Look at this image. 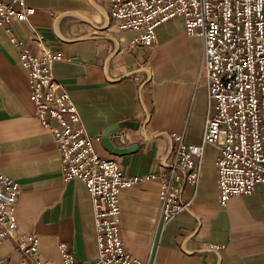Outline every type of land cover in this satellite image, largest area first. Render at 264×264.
<instances>
[{
	"label": "crops",
	"instance_id": "obj_1",
	"mask_svg": "<svg viewBox=\"0 0 264 264\" xmlns=\"http://www.w3.org/2000/svg\"><path fill=\"white\" fill-rule=\"evenodd\" d=\"M112 0H26L34 13L0 25V173L20 184L16 234L36 242L39 257L61 264L59 245L77 263L98 257L91 196L77 179L64 180L52 134L34 112L28 71L20 59L23 41L41 54L36 34L62 59L53 73L71 96L94 152L115 160L124 177L168 172L174 135L198 144L212 103L203 74V40L185 33L183 17L162 23L155 42L135 40L111 18ZM107 151L102 134L114 125ZM216 147L204 146L198 183L183 184L187 203L163 223L158 178L137 182L119 194V233L125 251L144 264H264V184L247 195L218 202ZM0 261L22 264L12 240L0 243Z\"/></svg>",
	"mask_w": 264,
	"mask_h": 264
},
{
	"label": "built area",
	"instance_id": "obj_2",
	"mask_svg": "<svg viewBox=\"0 0 264 264\" xmlns=\"http://www.w3.org/2000/svg\"><path fill=\"white\" fill-rule=\"evenodd\" d=\"M33 13L26 0H0V25L12 18L27 21ZM110 15L119 30L140 31L135 41L147 46L154 43L159 25L183 17L186 35L203 40V74L212 113L200 143L174 135L166 174L126 178L115 160L94 152L77 107L53 73V64L62 56L42 44L40 35L35 37L39 56L16 40L29 74L36 118L52 134L64 180L82 181L93 203L98 257L77 263L67 245L61 244V264H144L125 251L120 237V191L140 181L160 179L161 219L169 221L186 208L180 200L182 185L198 183L204 146L216 147L219 153L221 206L264 184V0H112ZM20 193L19 183L0 173V243L14 241L22 264H53L39 257L36 242L24 243L16 234Z\"/></svg>",
	"mask_w": 264,
	"mask_h": 264
},
{
	"label": "water",
	"instance_id": "obj_3",
	"mask_svg": "<svg viewBox=\"0 0 264 264\" xmlns=\"http://www.w3.org/2000/svg\"><path fill=\"white\" fill-rule=\"evenodd\" d=\"M124 124L120 125H114L110 128H108L103 134L101 138V142L104 146V148L107 151H113V152H122L121 149H117L114 145V142L119 138L117 135V130L122 128Z\"/></svg>",
	"mask_w": 264,
	"mask_h": 264
},
{
	"label": "rangeland",
	"instance_id": "obj_4",
	"mask_svg": "<svg viewBox=\"0 0 264 264\" xmlns=\"http://www.w3.org/2000/svg\"><path fill=\"white\" fill-rule=\"evenodd\" d=\"M155 42V41H154ZM149 46H151V45H149ZM20 185V184H19Z\"/></svg>",
	"mask_w": 264,
	"mask_h": 264
}]
</instances>
